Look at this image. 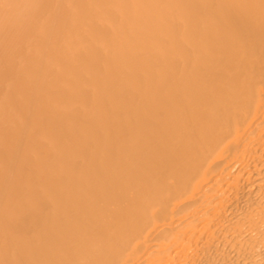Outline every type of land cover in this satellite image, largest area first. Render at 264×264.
Returning a JSON list of instances; mask_svg holds the SVG:
<instances>
[{"label":"bare ground","instance_id":"1","mask_svg":"<svg viewBox=\"0 0 264 264\" xmlns=\"http://www.w3.org/2000/svg\"><path fill=\"white\" fill-rule=\"evenodd\" d=\"M0 264H264V0H0Z\"/></svg>","mask_w":264,"mask_h":264}]
</instances>
